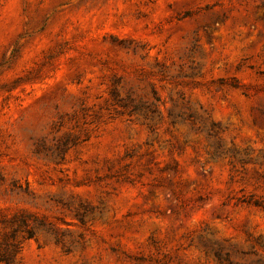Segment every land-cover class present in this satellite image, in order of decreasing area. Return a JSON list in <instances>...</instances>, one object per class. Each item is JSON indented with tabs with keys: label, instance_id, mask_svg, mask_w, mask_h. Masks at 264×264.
<instances>
[{
	"label": "rangeland",
	"instance_id": "obj_1",
	"mask_svg": "<svg viewBox=\"0 0 264 264\" xmlns=\"http://www.w3.org/2000/svg\"><path fill=\"white\" fill-rule=\"evenodd\" d=\"M129 3L0 0V239L29 212L66 243L24 239L17 264H257L264 210L248 202L264 204V88L241 83L264 73L237 63L227 77L206 60L193 34L214 42L218 5L201 16L195 0ZM211 122L238 156L213 155L196 130ZM218 188L231 210L209 215L197 193Z\"/></svg>",
	"mask_w": 264,
	"mask_h": 264
},
{
	"label": "clouds",
	"instance_id": "obj_2",
	"mask_svg": "<svg viewBox=\"0 0 264 264\" xmlns=\"http://www.w3.org/2000/svg\"><path fill=\"white\" fill-rule=\"evenodd\" d=\"M158 2L162 3L163 0H158ZM168 2L173 3L174 0H168ZM262 3H264V0H195V3L190 5L194 9L201 10V16L206 15L203 11L204 4L218 5L211 9V13L220 14L224 22L217 26L221 31L216 32L214 42L212 44L206 43L202 32H197L193 35L200 37L198 43L202 46L206 60L208 62L216 60L217 69H224L222 74H226L227 77L235 75L234 69L237 63H241L245 68L248 65H254L255 67L250 69L252 75L264 73V8L259 9V11H253L257 4ZM128 6L133 8L141 7L139 0H130ZM141 10L147 9L141 7ZM196 18L195 16L193 17V19ZM145 22L148 23V21ZM148 31H159L157 24L153 23ZM162 41L163 38H161L160 42L154 40L153 43H157L159 47ZM246 85L264 88V76H259L255 79L250 76L249 79L242 80L241 87L244 88ZM205 86L211 88L213 92L216 91L215 87L211 84ZM230 86L229 81L225 85V88ZM85 153V158H87V148H85ZM15 164L20 165L19 158L15 161ZM27 171L28 169L24 167L25 174ZM88 179L91 181V177ZM0 187H6V185ZM64 190L69 191L70 189L65 188ZM229 191L228 189L218 188L197 194H203L206 199L211 201L210 203L204 204L205 211L211 215L216 211H224V207L222 206L225 205L231 210V196L229 195ZM50 193L51 190L49 193L36 195L35 200L31 201V203L39 206L40 202ZM192 210L193 204L189 203L183 211L186 215H189Z\"/></svg>",
	"mask_w": 264,
	"mask_h": 264
},
{
	"label": "trees",
	"instance_id": "obj_3",
	"mask_svg": "<svg viewBox=\"0 0 264 264\" xmlns=\"http://www.w3.org/2000/svg\"><path fill=\"white\" fill-rule=\"evenodd\" d=\"M159 101V96H156V99L151 104L155 107ZM131 103L132 105L129 109L130 113H138L141 111L142 108L139 104H134V102ZM125 106H127V104H125ZM153 111H155V109ZM192 128H194V126H192ZM196 130L206 134L211 143L212 153L214 156H238V153H235L233 148H224L219 138L221 129L217 123L211 122L208 126H198ZM240 160L244 159L240 158ZM248 203H253L255 206H259L264 210V204L260 201L255 200L254 202ZM76 217L81 224H86L94 218V209L83 207L82 210L76 212ZM9 223V232L5 235V237L0 239V264H17V255L22 249V242L24 239L47 236L56 243H61L65 246V231L56 228L52 222L47 221L44 217H39L38 215L29 212H21L14 215ZM73 245L74 242H70V244L66 247V250L71 251ZM262 247L264 248V243L262 244ZM215 256L222 262L228 261V263H231V258L228 256L223 258L220 251H215ZM256 263L264 264V258H258Z\"/></svg>",
	"mask_w": 264,
	"mask_h": 264
}]
</instances>
